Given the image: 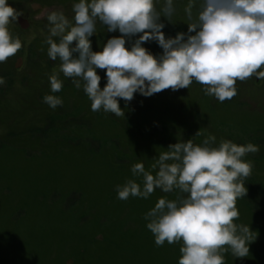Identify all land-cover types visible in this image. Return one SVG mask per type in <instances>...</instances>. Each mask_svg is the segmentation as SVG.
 <instances>
[{
  "label": "rangeland",
  "instance_id": "obj_1",
  "mask_svg": "<svg viewBox=\"0 0 264 264\" xmlns=\"http://www.w3.org/2000/svg\"><path fill=\"white\" fill-rule=\"evenodd\" d=\"M20 1L36 2V8L31 17L25 16L30 22L28 30L20 27L18 19L9 25L13 37H18L23 47L6 63H0V78L5 80L0 84V241L4 236L12 237L10 234L16 239L15 234L23 231H30L33 236L22 261L17 258L21 238L15 248L7 240L2 241L0 264H178L181 244L166 242L158 247L153 234L137 221V214L132 217L135 211L132 206L137 200L141 204L140 213L148 211L143 205L146 199L121 200L116 189L129 179L141 182L131 172L134 164L143 163L145 170H151L153 160L170 145L189 140L202 144L209 135L216 137L213 146H218L221 140H230L238 145L252 143L259 147L258 153L244 158L253 162L252 173L244 180L247 190L244 197L251 200L248 204L251 210L256 215L261 212L264 218V81L256 77L238 81V94L223 103L205 95L203 86L193 82L189 89H167L150 97L137 92L130 102L120 99L124 116L102 109L94 112L83 86L77 89L62 73V91L51 92L49 77L58 72L59 61L49 59L48 46L44 44L48 14L63 12L74 23L72 9L79 0H8V3L20 10ZM194 2L195 17L201 0ZM163 3L164 0H157V7ZM188 3L189 0H174L176 14L172 21L161 17L166 38L188 33L187 24L192 22L184 12ZM120 35L97 22L96 34L90 37L92 50L102 51L108 40ZM138 38L132 37L126 47L130 50ZM142 46L154 56L163 54L157 41L150 40ZM97 72L103 89L107 84L106 70ZM46 95L60 97L62 106L52 109L43 101ZM201 130L203 135L197 137ZM134 137H143L144 142L138 144L140 139ZM34 138L40 141L31 140ZM151 148L157 152L151 154ZM66 153L85 158L89 163L83 166L76 159L68 160L63 157ZM259 159L263 161L255 164ZM98 184L108 186L104 196L97 194ZM154 193L158 196L148 198L151 205L162 197L170 200L176 197V193H164L159 188ZM104 199L111 208L116 201L119 209L112 215L106 211L101 215L96 200ZM148 236L154 243L142 247L140 241ZM256 243L258 256L262 258L263 234L256 238ZM252 250L249 248L247 255L249 264H257L252 261ZM11 254L16 258L6 260ZM229 256L235 259L230 253ZM262 259L260 262L264 264ZM235 264L242 263L236 258Z\"/></svg>",
  "mask_w": 264,
  "mask_h": 264
},
{
  "label": "clouds",
  "instance_id": "obj_2",
  "mask_svg": "<svg viewBox=\"0 0 264 264\" xmlns=\"http://www.w3.org/2000/svg\"><path fill=\"white\" fill-rule=\"evenodd\" d=\"M195 7L189 0L184 8L192 21L188 33L175 38H166L160 22L161 17L172 21L174 0H164L159 8L157 0H79L72 9L74 23L63 12H51L44 44L49 59L59 61L58 72L49 77L51 92L62 91V73L77 89L83 86L92 111L102 109L119 117L124 116L120 99L130 102L137 92L150 97L167 89H189L196 82L205 95L223 103L238 94V81H264V0H201L194 17ZM19 16L8 0H0V63L23 47L9 30ZM97 22L121 34L99 52L92 50L90 40ZM135 36L139 38L129 50L126 44ZM150 40L163 49L159 57L142 46ZM98 69L106 70L103 89ZM43 101L52 109L63 104L56 95H46ZM196 135H203V130ZM213 145L214 135L202 144L189 140L170 145L153 160L151 170L143 163L132 166L140 183L129 179L116 189L121 200L148 199L157 188L176 193L175 199L159 198L144 219L158 247L181 244L178 264H226L229 253L247 256L256 238L249 226L236 221L237 200L247 194L244 180L253 169V162L244 158L258 153L259 147L230 140Z\"/></svg>",
  "mask_w": 264,
  "mask_h": 264
},
{
  "label": "trees",
  "instance_id": "obj_3",
  "mask_svg": "<svg viewBox=\"0 0 264 264\" xmlns=\"http://www.w3.org/2000/svg\"><path fill=\"white\" fill-rule=\"evenodd\" d=\"M51 75V74H50ZM41 118H42V115H40ZM44 119V116L43 118ZM137 139H140V143L138 144H142L144 142V139L143 137H134V140H137ZM30 140L29 137H27V141ZM35 142H38L40 141L39 138H34V139H31ZM129 141L132 143L131 139L129 138ZM55 144L59 145L58 142H55ZM75 148H80V147H75ZM156 149H152L151 148V154L153 153H156ZM108 157L110 156H113V155H110V154H107ZM64 158L68 159V160H72V159H76V161L85 166L89 163V161L87 162L85 160V158H77L76 155L74 154H71V153H66L65 156H63ZM80 157H84V156H80ZM149 161L152 162V160L149 158ZM263 161V159H259L257 160V162H254L255 164L257 163H261ZM80 173V172H79ZM102 186H104V189L102 188ZM107 187L106 185H101V184H98V187H97V194L100 195V196H104V193L107 192ZM88 189H90L91 191V188L88 187ZM90 194V192H89ZM157 194H152L149 198L150 199H153L154 196H156ZM93 196V195H92ZM158 196V195H157ZM94 199V198H93ZM92 199V201H93ZM118 199V198H116ZM241 199V198H240ZM138 201H136L135 205L132 206V208L135 210L132 214H133V218H135L136 216H134V214L136 213L137 214V221H140V225L141 227H147V221L144 219L145 215L147 214V212H149L155 205H151V202L146 199V203L143 202V205L146 209H148V211L145 213V214H141L140 213V210L138 209L141 204H138ZM250 201L249 199H246L245 197H243L241 200H237V208H238V211H239V220L236 221V223L238 224H244L246 226H249L252 230V232L255 234V237L257 238L260 234H263V237H264V218L262 217V214L261 212L259 213V215H256L252 210H251V207L248 206V204H250ZM41 203H44V202H41ZM96 207L98 210H101V215H103V212L106 211L107 213L109 214H113V212H115L118 208V205L115 201V205H114V208H111V206L109 205V202H106L105 199L104 201H101V200H96ZM124 208H127V206L123 205ZM100 208V209H99ZM119 213V212H118ZM28 220V218H26ZM248 224V225H247ZM19 226L22 227L21 223L19 224ZM18 226V227H19ZM13 228V233L15 232V230L18 228ZM9 233V232H8ZM15 234V233H14ZM12 237H6L4 236L3 239L0 241V248H3V243L2 241L4 242L5 240H7L12 246L13 248H15L16 246V241L21 238L19 240V243H20V246H21V251L20 253L18 254V260H21L22 259H26V256H27V243L29 242V240L32 238L33 234L32 232L30 231H23L22 233L20 234H15V236H18L16 239H14L13 235L10 234ZM256 238L255 240H253L252 242L249 243L248 247L249 248H253L252 252L250 253V255L253 257L252 261H255L257 264H262V262H260V260L262 259V261L264 260V256L261 258L258 256V253H257V249H256V245H259L258 243H256ZM147 241V242H146ZM39 243V242H38ZM37 243V244H38ZM154 242L153 240L148 236L147 238L145 237V239H142V241H140V244L142 247H145V246H148V245H152ZM49 246V245H48ZM43 251H45L44 249H42ZM231 255V254H230ZM16 256L14 255H9L8 257H5L6 260H11L12 259H15ZM242 264H249L250 263V259H249V256H245L243 258H237ZM23 260V261H24ZM225 261H226V264H228L229 262L232 263V264H235L236 263V258H232L229 256V254H227L225 256Z\"/></svg>",
  "mask_w": 264,
  "mask_h": 264
},
{
  "label": "flooded vegetation",
  "instance_id": "obj_4",
  "mask_svg": "<svg viewBox=\"0 0 264 264\" xmlns=\"http://www.w3.org/2000/svg\"><path fill=\"white\" fill-rule=\"evenodd\" d=\"M28 2H30V1H28ZM18 3H20L21 4V7H22L20 10H19V8L17 9V12L20 13V16L18 17V19L19 18H23L26 21H28L27 18H25V16H27L28 18L32 16V13L35 12V9L34 8H36V7H34V4L36 2H31V4H27L26 1H20ZM29 24H30V22H29ZM22 29L23 30H28L29 29V26L27 28H25V29L24 28H22Z\"/></svg>",
  "mask_w": 264,
  "mask_h": 264
},
{
  "label": "water",
  "instance_id": "obj_5",
  "mask_svg": "<svg viewBox=\"0 0 264 264\" xmlns=\"http://www.w3.org/2000/svg\"><path fill=\"white\" fill-rule=\"evenodd\" d=\"M34 7H36V5H34ZM18 21H19V24L21 25V27L22 28H27L28 26H29V23H28V21H26L25 19H23V18H19L18 19ZM22 61V59H20V62Z\"/></svg>",
  "mask_w": 264,
  "mask_h": 264
}]
</instances>
